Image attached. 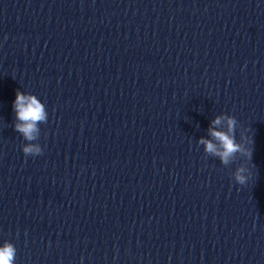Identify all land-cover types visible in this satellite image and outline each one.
<instances>
[{"label":"water","instance_id":"obj_1","mask_svg":"<svg viewBox=\"0 0 264 264\" xmlns=\"http://www.w3.org/2000/svg\"><path fill=\"white\" fill-rule=\"evenodd\" d=\"M221 113L252 162L197 146ZM5 240L16 264H264V0H0Z\"/></svg>","mask_w":264,"mask_h":264},{"label":"clouds","instance_id":"obj_2","mask_svg":"<svg viewBox=\"0 0 264 264\" xmlns=\"http://www.w3.org/2000/svg\"><path fill=\"white\" fill-rule=\"evenodd\" d=\"M13 111L15 121L12 126L25 141L21 146L25 159L43 155L44 149L38 141L41 133L40 125L48 121L45 104L35 94L18 89L13 102ZM238 126L239 123L233 115L227 113L216 115L208 128L209 138L201 137L197 141V146H203L205 157L218 159L224 167L230 166L237 155L252 162L253 137L248 136L246 143L238 141L236 138ZM252 175L250 168L243 165L236 167L231 173L235 183L241 186L247 185ZM16 256L17 249L12 242L5 240L0 243V264H16Z\"/></svg>","mask_w":264,"mask_h":264}]
</instances>
